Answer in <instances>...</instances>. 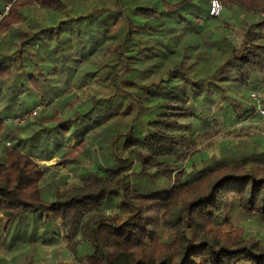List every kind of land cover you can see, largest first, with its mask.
<instances>
[{
  "label": "trees",
  "instance_id": "1",
  "mask_svg": "<svg viewBox=\"0 0 264 264\" xmlns=\"http://www.w3.org/2000/svg\"><path fill=\"white\" fill-rule=\"evenodd\" d=\"M219 1L214 16L211 0H0V12L10 4L0 89L26 93L4 101L5 115L34 96L48 105L29 138L0 123V227L30 226L25 264H39L33 246L59 239L75 264H264V235L233 217L264 219L263 142H231L178 180L164 174L228 114H253L252 91L264 104V0ZM95 143L102 161L91 159ZM57 155L85 167L57 178L40 163Z\"/></svg>",
  "mask_w": 264,
  "mask_h": 264
},
{
  "label": "rangeland",
  "instance_id": "2",
  "mask_svg": "<svg viewBox=\"0 0 264 264\" xmlns=\"http://www.w3.org/2000/svg\"><path fill=\"white\" fill-rule=\"evenodd\" d=\"M31 14L29 16H35L37 18H41L42 20L46 21L47 18H45V13L43 10H40L39 8L32 7V10L29 11ZM224 29V28H223ZM224 31L228 34L231 29H224ZM240 34L241 31L238 28V26L232 28V32L230 34L231 37L235 40L236 43L240 40ZM61 53V52H59ZM49 78L52 79V81L60 82L61 77L55 76V75H49ZM92 82V79H89ZM92 92L95 93H101L103 97H108L110 94L108 88H100L97 86V84L93 85ZM40 100V98L38 99ZM36 101L32 100L31 106H33ZM41 101H38L39 103ZM4 101L1 100L0 107L5 106ZM18 108V107H16ZM213 111L211 112V114ZM227 118H230L228 120H223L220 122L218 126L215 127V129L218 131L217 134L211 136L210 138H207L206 140H202V144L199 147L200 153L194 152V155L191 156V161H188V159H181L176 163H173L169 168H167L164 172L166 177H170L173 180H178L180 176V172L184 167L190 162L196 163L198 166L202 165L203 158H209L211 156H220L221 148L225 145L232 143L236 144L241 141L242 139L247 138L249 141L252 139H257L264 143V123L260 122L257 124H251L250 127L247 128H232L230 125L234 124L235 116L233 114H228ZM34 119V118H33ZM31 119V120H33ZM30 121V120H29ZM27 122L25 126H13L12 131L10 132V135H16L19 134L24 138H29L31 135L35 134L34 132L37 131V127L35 124L31 122ZM31 123V124H29ZM84 130H81L82 133ZM249 134V135H248ZM79 134L71 137L69 141L66 140V142L71 143L73 145L76 143L77 138ZM60 137V136H59ZM2 139V138H1ZM0 139V140H1ZM11 140L9 138H6L5 142ZM63 140V139H62ZM64 141V140H63ZM122 144V143H121ZM68 145V143H67ZM65 146L63 148L66 149L68 146ZM93 148L90 151V154L92 156L91 159H99L102 161L103 156L101 153V150L99 148V145L96 143L93 144ZM39 149H37V152ZM120 154L125 157L126 153L122 149H120ZM60 155H57L51 160H44L41 163H44L45 165H50L54 167V170L56 172V177L60 178L63 175L69 177L70 179H74L76 177V172H80L81 168H84L85 166H82L81 168H75L71 169L69 167H65L64 165L59 164L60 162ZM41 164V165H44ZM88 164V163H87ZM49 166V167H50ZM234 222L242 227L247 234H253L257 235L260 234L264 235V219H258L254 218L252 216H248L244 213H235L234 214ZM28 228V230H26ZM27 228L25 225L20 226H14L8 233H4L2 228L0 227V264H25V261L23 259L22 253L26 252L28 250V237L25 239L26 236H24V233L29 234V228ZM249 234V235H250ZM24 236V237H23ZM27 240V241H26ZM31 252L35 255V258L39 264H75V259L73 258V255L69 248L66 246V243L64 240H53L48 241L47 243H43L40 246H33L31 248Z\"/></svg>",
  "mask_w": 264,
  "mask_h": 264
},
{
  "label": "built area",
  "instance_id": "3",
  "mask_svg": "<svg viewBox=\"0 0 264 264\" xmlns=\"http://www.w3.org/2000/svg\"><path fill=\"white\" fill-rule=\"evenodd\" d=\"M10 8V4H6L0 13V19L3 17L4 14L8 12ZM223 9V5L219 0H211L210 4V14L217 16L220 15ZM260 91H252L250 97L254 103V111L253 114L249 116L235 118L234 124L230 126L232 128H247L250 127L251 124H257L260 122L264 123V104L261 100ZM48 106L46 103L39 102L32 106L29 110H26L22 113L12 114V115H2L1 107H0V123H7V124H15L18 126H25V124L34 118V116L42 109ZM2 137L0 136V139ZM7 146H11V141L5 142Z\"/></svg>",
  "mask_w": 264,
  "mask_h": 264
},
{
  "label": "crops",
  "instance_id": "4",
  "mask_svg": "<svg viewBox=\"0 0 264 264\" xmlns=\"http://www.w3.org/2000/svg\"><path fill=\"white\" fill-rule=\"evenodd\" d=\"M1 13V12H0ZM45 64V63H44ZM12 95H14L16 98H22V97H25L26 96V93L24 92V93H22L21 95H19V94H14V93H12V90L11 89H8L7 87H1V89H0V99L1 100H3V101H5V100H7V99H9ZM36 98H37V102L39 101L38 99H39V97H36V96H34L33 98H32V100H35L36 101ZM29 99V98H28ZM6 104V103H5ZM4 104V105H5ZM6 111V107L5 106H2L1 107V112L2 113H4L3 115H5V112ZM41 162H43L42 160L40 161V163Z\"/></svg>",
  "mask_w": 264,
  "mask_h": 264
}]
</instances>
